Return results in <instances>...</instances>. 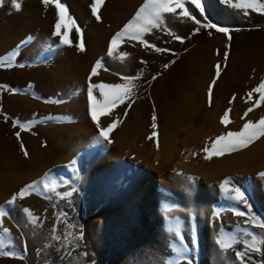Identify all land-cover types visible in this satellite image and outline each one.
Masks as SVG:
<instances>
[{
    "label": "rangeland",
    "instance_id": "374dc122",
    "mask_svg": "<svg viewBox=\"0 0 264 264\" xmlns=\"http://www.w3.org/2000/svg\"><path fill=\"white\" fill-rule=\"evenodd\" d=\"M18 2L19 12L11 0H4L0 6V61L13 65L0 67V207L8 213L3 225L10 229L12 241L4 250L10 249L22 258L0 256V264H176L180 244L169 231L175 226L181 229L185 255L192 264H238L234 251L222 253L216 240L224 234L242 242L250 239L245 232L264 238V229L254 227L248 217L233 214L230 209H246L230 200L220 184L230 179L250 197L253 212L264 218V178L259 175L264 172V137L241 151L210 160L204 159L203 149L220 135L240 131L248 120L256 122L264 117L262 103L242 119L259 99L254 93L246 103L247 94L264 81V14L249 9L244 15L243 10L224 5L221 0H203L205 15L201 16L189 2L186 6L199 24L175 18L178 22L174 25L156 32L150 44L169 47L165 52L125 41L118 52L129 56L121 63L115 56H107L111 38L124 26L118 25L115 13L110 15L105 10L104 16L99 10L102 18L98 22L91 14L93 0H61L83 33L85 51L80 52L75 46L80 34L74 27L68 29L72 45L59 46L60 37L53 35L54 6L46 8L41 0ZM205 24L228 28L231 40L223 33L205 34L209 29ZM147 53L152 57L175 53L172 56L182 60L186 73L182 90H168L162 96L150 91L153 77L164 75L167 69L163 67L158 74L148 70L149 64L156 67L159 60L152 58L146 64ZM97 61L102 67L91 77L93 84H122L121 76L142 74L132 81L136 102L111 133V144L94 142L98 132L88 110L87 87ZM217 64L221 65L220 76L210 105L208 88ZM135 67L137 72L132 74L129 69ZM94 96L103 99L98 90H94ZM169 105L176 110L173 117ZM125 107L120 105L109 115H101V126L107 127L115 117L123 116ZM228 109L230 123L225 126L221 118ZM181 111L182 117L177 118L176 112ZM14 122L27 125V130H21L19 124L13 127ZM153 131L157 136L150 140ZM21 143L28 157L23 155ZM165 157L168 165L158 173L157 167ZM46 174L62 182L58 193L73 188L76 191L70 197L33 193L18 199L15 205L7 204L14 193ZM171 188L175 189L171 199L152 209L153 215L163 218L164 249L152 238L143 198H154L158 191L166 193ZM24 209L39 218L37 225L30 224ZM54 227L57 235L67 234V240L53 241ZM131 235L145 244L149 255ZM69 243L71 248H67ZM235 247L241 249L243 244ZM147 255H153V259H146ZM253 259L264 261V252L253 254ZM181 264H187V260Z\"/></svg>",
    "mask_w": 264,
    "mask_h": 264
},
{
    "label": "snow or ice",
    "instance_id": "6c2138e0",
    "mask_svg": "<svg viewBox=\"0 0 264 264\" xmlns=\"http://www.w3.org/2000/svg\"><path fill=\"white\" fill-rule=\"evenodd\" d=\"M42 4L47 8L49 5L55 7L56 10V23L54 25L53 35L60 37L59 46H71L73 41L70 40L68 35L69 28H75L76 33L80 34V42L76 44L78 51H85V46L83 42V33L78 25H76L75 20L69 15L68 8L61 0H41ZM105 0H93L91 5V14L99 22L101 20L99 13L100 7L104 4ZM194 5L196 9L199 10L201 16L205 15V6L203 0H146V2L136 11L135 15L131 20L126 23L123 28L115 33L110 40L109 47L107 50V56L117 58L123 63L129 56L127 52H118L120 45L125 41H136L145 48H152L156 52H165L168 49L158 48L153 44H150L146 39L145 35L151 33L154 29H159L165 23L166 14H171L179 17H183L189 20H192L194 23L199 24L200 21L192 15L189 8L186 6L187 3ZM224 5L231 6L234 9L243 10L244 15H248L249 9L254 12L264 14V3L261 0H236L233 3V0H221ZM4 0H0V6H2ZM12 7L19 12L21 10V4L18 0H11ZM179 10V11H178ZM204 27L215 28L219 33H223L228 36L230 30L225 27H220L215 24H205ZM64 29V31H62ZM196 31H199L197 29ZM172 35L171 32L168 33ZM176 40L183 42L182 38L179 36L173 37ZM219 54V53H217ZM175 55V53H173ZM224 59L227 61L228 53H224ZM144 63V61H141ZM12 67L13 65L0 61V67ZM23 67V65H20ZM102 67L101 61H97L91 70L89 77V84L87 87V98H88V110L91 121L97 129V136L94 139L95 143H113L110 138L111 133L123 122V119L128 116L129 110L132 108V105L135 104L136 93L134 91L135 84L132 81L140 79L141 75L138 73L136 76H121V80L124 81L122 84H93L91 83V77H94L98 74V69ZM167 68L168 65H165ZM216 75L212 80V83L208 88V97L209 104L211 105L212 90L216 84V80L220 76L221 65L217 64L216 66ZM107 71V69H105ZM156 79V77H153ZM3 87V86H0ZM12 91L11 89H8ZM94 90H98L100 96L103 98L102 101L97 99L94 96ZM256 93L259 95V99L255 100L253 107H249L244 113L242 119L248 116L254 108H258L264 103V81L254 88L251 92L247 94L246 103L251 101L253 94ZM235 100V97L232 98ZM59 101H57L58 103ZM232 101H229L231 103ZM126 105L123 112V116L115 117L112 122L107 127H102L99 121L101 115H109L111 110L115 109L117 106ZM231 109L225 111L223 117L221 118V123L227 126L230 123L229 113ZM157 117L155 112L152 116V128L155 130L157 128ZM19 122H14L13 127H17ZM21 130H27L28 126L19 124ZM17 139H20V133H16ZM157 136V133L153 131L149 139H153ZM261 137H264V117H261L258 121L253 122L248 120L244 123L242 129L238 132H227L226 134L218 136L210 146H205L203 151L206 153L204 159L210 160L213 156H223L227 153L238 152L242 149L249 147L251 144L259 140ZM157 147L159 143L157 141ZM21 151L25 157L29 156L23 143L20 144ZM75 165V161L72 162ZM260 177L264 178V172L259 173ZM62 182L57 181L54 178H51L48 174L40 181H34L31 184L25 185L19 190L18 193H14L7 201L8 205H15L18 199L22 200L27 196L35 193L36 195H44L46 193H55L61 195L62 197H70L73 192L76 191L73 188L71 191L66 193H58L57 188ZM220 189L223 193L228 195V198L234 201L238 205H242L246 211H241L238 208L230 209L233 214L237 217H248L254 227H259L264 229V218L258 217L253 212V205L250 203V197L246 195V192L241 190V188L236 187L230 179H225L220 184ZM24 213L29 218V222L32 225H37L39 218L34 216L30 209H24ZM8 215L6 210L3 207H0V256L3 257H12V258H22L17 257L16 253L10 249L5 251L6 246L11 245L12 241L10 240V229L4 227L3 218ZM219 217L220 213H215ZM169 231L174 234V237L178 240L180 247L176 248V252L179 256V259L176 261V264H181V261L187 260V264H192V260L188 259L185 253L187 252V247L184 246V237L181 233V229L178 226L170 227ZM244 235L250 237V239H245L242 242L238 240L235 236H225L221 234L220 237L216 240V244L219 250L222 253H226L229 250H233L235 253V260L238 264H264V261H257L253 259V254L260 255L264 252V238H258V236L252 232H245ZM82 237H77L80 239ZM51 239L58 243L67 240V234L63 237L56 234V228L52 229ZM193 242H195V237H193ZM242 243L243 247L237 249L235 245ZM48 245H46L47 247ZM72 245L69 243L67 248H71ZM65 254L70 255L67 250H64Z\"/></svg>",
    "mask_w": 264,
    "mask_h": 264
},
{
    "label": "bare ground",
    "instance_id": "6f19581e",
    "mask_svg": "<svg viewBox=\"0 0 264 264\" xmlns=\"http://www.w3.org/2000/svg\"><path fill=\"white\" fill-rule=\"evenodd\" d=\"M128 2V3H127ZM146 2V0H116V2H112L111 0H105L104 4L100 7V13H103L105 10L108 11V12H111L110 15L112 14H116V18L119 19V26L121 25H125L126 23H128L129 20H131L133 18V16L135 15L136 11ZM28 11V10H27ZM179 11V10H178ZM105 13V12H104ZM103 13V14H104ZM114 14V15H115ZM30 16V15H28ZM105 16V14H104ZM32 18V17H30ZM102 18V17H101ZM109 18V17H108ZM175 18H178V19H181V17L179 16H175V15H171V14H166V19H165V23L161 26V28L159 29H154L151 33H148L145 35L144 39H146L149 43H153V38H154V35L156 34V32L160 31L162 28H168V26H171V25H174L175 22H178V20L176 21ZM104 19V18H103ZM171 32V31H170ZM169 35V34H168ZM171 36V35H169ZM167 46V45H165ZM167 49H169V47H166ZM173 55V54H172ZM171 54H166L165 56L161 57L160 55H154L152 57V55L150 53H147L146 54V64L149 63L150 60L153 59H156V60H159V65H157L156 67H152L151 64L148 65V70L150 69H153L152 71L155 73V74H158L162 71V68H166L165 65H168V67L166 68L167 70L164 72V75H160V77H157L156 79H153L152 80V83H151V88H150V91L152 93H154L155 95H164L168 90L169 91H172V92H175V91H180L182 90V87H183V80L185 78V72H184V68L182 66V60L179 61L175 59L174 56H172ZM181 59V58H180ZM183 59V58H182ZM145 60V59H143ZM134 67V66H133ZM136 69V67H135ZM129 69V71L133 74V72H137V69ZM147 70V71H148ZM140 72H144V71H140ZM154 103V102H153ZM168 103V102H167ZM165 107V106H164ZM163 107V108H164ZM172 107V108H171ZM169 105V111L171 113V117L172 116V113H174V111H176L173 106ZM183 107V106H182ZM174 109V110H173ZM183 109V108H181ZM168 109H167V112H169ZM182 112L181 113H177L176 112V117L177 118H181L182 117ZM174 115V114H173ZM174 115V117H175ZM175 117V118H176ZM170 118V117H169ZM164 119V118H163ZM172 119V118H171ZM166 120V119H165ZM170 120V119H169ZM167 121V120H166ZM172 121V120H171ZM166 123V122H165ZM164 128V126H163ZM162 128V129H163ZM166 129V128H165ZM164 135V134H163ZM165 137V136H164ZM163 137V138H164ZM165 139V138H164ZM176 143V142H175ZM173 144V143H172ZM176 145L175 144V149L174 151L176 152ZM257 149V147H256ZM255 149V150H256ZM257 152V150H256ZM255 154V153H254ZM151 158V157H150ZM156 159L153 160V162L155 160L158 159V156L155 157ZM149 159V157H148ZM151 162V161H150ZM149 162V164H150ZM164 165H168L167 164V158H162L161 161H160V164H159V167H157V171L158 173H160L162 169V166L164 167ZM150 166L148 165V168ZM151 168V167H150ZM164 171V170H163ZM162 174V172H161ZM164 174V173H163ZM165 175V174H164ZM141 178H146L145 176L144 177H141ZM175 189L171 188L169 190L166 191V193L164 192H157V194L154 196V198L150 197V198H143V207L145 208V212H144V216L146 218V221L148 223H150V231L153 233V240L157 243V246H165V238L164 236L162 235V216H155L153 215L154 214V210H152L155 206L157 208V206H159V204H162L164 202H166L167 200H170L171 199V195L170 193L172 194L174 192ZM142 195L144 194V192L141 193ZM126 197V195L124 196V198ZM154 204V205H153ZM151 205L153 206L152 208ZM147 208L151 209L152 212H151V217L148 218L147 216ZM131 238L134 242H137L136 244L140 245V246H143L145 249V252L148 253L149 255V251L148 249L146 248L145 244H143L142 242H138V239H136L135 237H133V235H131ZM164 249H166L164 247ZM162 250L159 251V253L161 252ZM166 252H168L166 250ZM166 252L164 254H160L161 256L163 255H166ZM144 252L142 253V257H144ZM146 256V259H153V255L150 256ZM145 259V260H146Z\"/></svg>",
    "mask_w": 264,
    "mask_h": 264
},
{
    "label": "trees",
    "instance_id": "16d2710c",
    "mask_svg": "<svg viewBox=\"0 0 264 264\" xmlns=\"http://www.w3.org/2000/svg\"><path fill=\"white\" fill-rule=\"evenodd\" d=\"M204 32H206L205 34H209L210 36H214V35H217V34L219 33V32H217V31L215 30V28L205 29Z\"/></svg>",
    "mask_w": 264,
    "mask_h": 264
}]
</instances>
